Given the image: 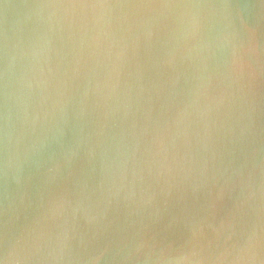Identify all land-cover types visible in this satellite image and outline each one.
<instances>
[{
  "label": "water",
  "instance_id": "obj_1",
  "mask_svg": "<svg viewBox=\"0 0 264 264\" xmlns=\"http://www.w3.org/2000/svg\"><path fill=\"white\" fill-rule=\"evenodd\" d=\"M0 264H264V0H0Z\"/></svg>",
  "mask_w": 264,
  "mask_h": 264
}]
</instances>
